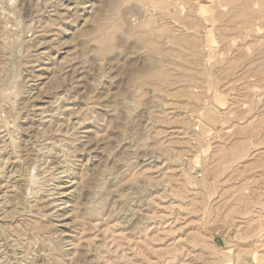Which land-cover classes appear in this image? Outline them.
<instances>
[{
    "label": "rangeland",
    "instance_id": "1",
    "mask_svg": "<svg viewBox=\"0 0 264 264\" xmlns=\"http://www.w3.org/2000/svg\"><path fill=\"white\" fill-rule=\"evenodd\" d=\"M0 6L1 264H264V0Z\"/></svg>",
    "mask_w": 264,
    "mask_h": 264
},
{
    "label": "bare ground",
    "instance_id": "2",
    "mask_svg": "<svg viewBox=\"0 0 264 264\" xmlns=\"http://www.w3.org/2000/svg\"><path fill=\"white\" fill-rule=\"evenodd\" d=\"M68 1H69V0H68ZM80 1H81V0H80ZM107 1H108V0H107ZM51 4H52V3H51ZM49 5H50V4H49ZM52 5H53V4H52ZM82 5H83V4H82ZM1 7H2V6H0V14L3 12V13H4V16H5V12L1 10V9H2ZM3 10H4V9H3ZM15 10H16V9H15ZM1 11H2V12H1ZM9 11H10V10H9ZM27 11H28V10H27ZM8 13H9V12H8ZM8 13H6V14H8ZM9 14H10V13H9ZM1 16H2V15H0V17H1ZM58 16H59V15H58ZM5 17H6V16H5ZM10 17H11V15H10ZM1 18H3V16H2ZM3 19H4V18H3ZM7 19H8V18H6V20H7ZM93 19H95V18H93ZM6 20H5V21H6ZM96 21H98V20L96 19ZM96 21H94V22H96ZM13 22H14V21H13ZM0 23H1V22H0ZM3 23H4V21H3ZM3 23H2V24H3ZM24 23H25V22H24ZM11 24H12V23H11ZM3 25H4V24H3ZM7 25H8V24H7ZM46 25H47V24H46ZM5 26H6V25H5ZM0 27H1V29H2V27H4V26L1 25ZM92 27H93V26H92ZM96 27H97V25H96ZM13 28H14V27H13ZM15 28H16V27H15ZM39 28H40V27H39ZM93 28H94V27H93ZM25 29H26V28H25ZM96 29L98 30V28H96ZM4 30H6V29H4ZM4 30L2 29V32H4ZM11 30H12V29H11ZM13 30H14V29H13ZM0 31H1V30H0ZM31 32H32V31H31ZM43 32H44V31H43ZM46 32H47V31H46ZM12 33H13V31H12ZM12 33H11V34H12ZM0 34H2V33H0ZM5 34H6V33L4 32V35H5ZM43 34H44V33H43ZM75 35H76V34H75ZM75 35H74V36H75ZM80 35H82V34H80ZM5 36H6V35H5ZM1 38H2V37H1ZM1 38H0V39H1ZM3 38L5 39V37H3ZM54 38H55V37H54ZM6 39L9 40V38H7V37H6ZM6 39H5V40H6ZM23 39H24V38H23ZM1 40H2V39H1ZM13 40H14V39H13ZM44 40H45V39H44ZM48 40H49V39H48ZM2 41H3V40H2ZM2 41H0V42H2ZM31 41H32V40H31ZM22 42H23V41H22ZM28 42H29V41H28ZM41 42H43V41H41ZM41 42H40V44H41ZM50 42H51V41H50ZM50 42H49V43H50ZM61 42H62V41H61ZM1 44L3 45L4 43L2 42ZM9 44H10V41H9ZM4 45H5V44H4ZM61 45H63V44L61 43ZM0 46H1V45H0ZM49 46H51V45H49ZM2 47H3V46H2ZM7 47H8V45H7ZM8 48H10V47H8ZM22 48H23V47H22ZM6 49H7V48H6ZM7 50H8V49H7ZM9 51H10V50H9ZM23 51H24V50H23ZM44 51H45V50H44ZM0 53H1V52H0ZM45 53H46V52H45ZM65 53H66V52H65ZM5 54H6V53H5ZM5 54H3V52L0 54V66H2V67L5 66V65H4V66L1 65V62L4 61V60H6V57H4ZM6 55H7V54H6ZM35 57H36V56H35ZM38 58H39V57H38ZM62 59L64 60V58H62ZM9 60H10V59H9ZM60 61H61V60H60ZM20 62H21V60H20ZM22 62H23V61H22ZM22 62H21V63H22ZM43 62H44V61H43ZM4 63H5V61H4ZM8 63H9V62H8ZM19 64H20V63H19ZM68 64H69V63H68ZM20 65H21V64H20ZM22 65H23V64H22ZM24 65H25V63H24ZM26 65H27V64H26ZM58 65H59V64H58ZM14 66H15V65H14ZM18 66H19V65H18ZM18 66H17V67H18ZM59 66H60V65H59ZM61 66H62V65H61ZM77 66H78V65H77ZM20 67H22V66H20ZM20 67H19V68H20ZM6 68L8 69V66H7ZM6 68H5V69L3 68V70H2V68H1V70L3 71L2 74H4V72H6V71H5ZM64 68H65V67H64ZM69 68H70V67H69ZM76 68H77V67H76ZM17 69H18V68H17ZM17 69H16V71H17ZM45 69H46V68H45ZM45 69H44V67H42V69H41L40 71H44ZM1 70H0V73H1ZM27 70H28V69H27ZM60 70H61V69H60ZM52 71H53V69H52ZM54 71H55V70H54ZM57 71H58V70H57ZM61 71H62V70H61ZM66 71H67V70H66ZM80 71H81V70H80ZM7 72H8V71H7ZM23 72H24V71H23ZM47 72H48V71H47ZM20 73H22V72H20ZM13 74H14V73H13ZM64 74H66V73H64ZM70 74H71V73H70ZM18 75H19V74H18ZM39 75H40V74H39ZM56 75H57V73H56ZM62 75H63V74H62ZM13 76H14V75H13ZM16 76H17V75H16ZM64 76H65V75H64ZM18 77L20 78V76H18ZM28 77H29V76H28ZM68 77H70V76L68 75ZM2 78L5 79L3 76H2ZM22 78H23V77H22ZM22 78H21V79H22ZM36 78H38V77H36ZM54 78L58 80V78H56V77H54ZM3 79H2V81H3ZM10 79H11V78H10ZM52 79H53V78H52ZM75 79H76V78H75ZM17 80H18V79H17ZM23 80H24V79H23ZM59 80H60V78H59ZM70 80H71V78H70ZM2 81H1V82H2ZM54 81H55V80H54ZM13 82H15L14 79H13ZM58 82H59V81H58ZM64 82H65V81H64ZM21 83H22V82H21ZM53 83H54V82H53ZM53 83H52V84H53ZM55 83H56V82H55ZM80 83H81V82H80ZM58 84H59V83H58ZM74 84H75V83H74ZM13 85H15V84L13 83ZM61 86H62V85H61ZM37 87H38V86H37ZM8 88H9V87H8ZM54 89H55V88H54ZM64 89H65V88H64ZM9 90H10V89H9ZM9 90H7V91H8L7 93L10 92ZM23 90H24V89H23ZM29 90H30V89H29ZM48 90H49V89H48ZM4 91H5V90H4ZM44 91H45V90H44ZM73 91H74V90H73ZM5 92H6V91H5ZM5 92H4V93H5ZM24 92H25V91H24ZM46 92H47V91H46ZM80 92H81V91H80ZM7 93H5V96L8 95ZM30 93H31V92H30ZM44 93H45V92H44ZM78 93H79V92H78ZM9 94L12 96V97H10V98H11V101H12V99H14V101H15V97H17V96L20 94V89H19V88H14V90H12ZM1 95H3V94H1ZM21 95H22V92H21ZM21 95H20V96H21ZM64 95H65V94H64ZM3 96H4V95H3ZM31 96H32V95H31ZM33 96H34V95H33ZM56 97H57V96H56ZM58 97H59V96H58ZM58 97H57V99H58ZM61 97H63V96H61ZM76 97H77V95H76ZM80 97H81V96H80ZM2 98H3V97H2ZM5 98H6V97H5ZM7 98H8V97H7ZM72 98H73V97H72ZM26 99H27V98H26ZM54 99H55V98H54ZM6 100H7V99H6ZM58 100H59V99H58ZM58 100H57V101H58ZM62 100L65 101L64 98H63ZM70 100H71V99H70ZM16 101H19V100H16ZM49 101H50V100H49ZM51 101H52V100H51ZM4 102H5V101H4ZM9 102H10V99H9ZM25 102H26V101H25ZM47 102H48V101H47ZM47 102H46V103H47ZM55 102H56V101H55ZM74 102H75V101H74ZM21 103H22V102H21ZM0 104H1V102H0ZM1 105H2V104H1ZM19 106H20V105H19ZM65 106H66V105H65ZM85 106H86V105H85ZM5 107H6V106H5ZM40 107H41V106H40ZM43 107H45V106H43ZM63 107H64V106H63ZM74 107H75V106H74ZM82 107H83V106H82ZM82 107H81V108H82ZM1 108H2V107H1ZM18 108H19V107H18ZM20 108L22 109V107H20ZM56 108H57V107H56ZM59 108H60V107H59ZM76 108H77V107H76ZM81 108H80V109H81ZM83 108H84V107H83ZM5 109H6V108H5ZM21 109H20V110H21ZM64 109H65V108H64ZM66 109H68V108H66ZM17 110H18V109H17ZM20 110H18V111H20ZM31 110H32V109H31ZM44 110H45V109H44ZM86 110H87V109H86ZM2 111H3V110H2ZM7 111H9V110H5V113L8 114ZM48 111H49V110H48ZM48 111H47V112H48ZM65 111H66V110H65ZM73 111H74V110H73ZM77 111H79V110H77ZM53 112H54V111H53ZM79 112H80V111H79ZM12 113H14V112L12 111ZM83 113H84V112H83ZM14 114H15V113H14ZM35 114H36V113H35ZM44 114H45V113H44ZM57 114H58V113H57ZM80 114H81V113H80ZM5 115H6V114H5ZM15 115H16V114H15ZM25 115H26V114H25ZM28 115H29V114H28ZM28 115H27V116H28ZM49 115H50V114H49ZM3 116H4V115H3ZM16 116H17V115H16ZM16 116H15V117H16ZM53 116H54V115H53ZM59 116H60V115H59ZM71 116H72V115H71ZM80 116H81V115H80ZM37 117H38V116H37ZM40 117H41V115H40ZM57 117H58V116H57ZM66 117H67V116H66ZM6 118H8V115L6 116ZM63 118H64V117H63ZM72 118H73V117H72ZM1 119H2V117H1ZM4 119H5V118H4ZM45 120H46V119H45ZM76 120H78V119H76ZM80 120H81V119H80ZM7 121H8V120H7ZM43 121H44V119H43ZM50 121H51V118H50ZM53 122H55V121H53ZM71 122H72V121H71ZM4 123H5V122H4ZM8 123H9V124H12L11 122H8ZM19 123H20V122H19ZM65 123H66V122H65ZM67 123H68V121H67ZM78 123H79V122H78ZM0 124H1V123H0ZM40 124H41V123H40ZM50 124H51V123H50ZM50 124H49V125H50ZM74 124H76V123H74ZM49 125H48V126H49ZM62 125H63V124H62ZM66 125H67V124H66ZM0 126H1V125H0ZM12 126H15V125H12ZM21 126H22V125H21ZM30 126H31V125H30ZM35 126H36V125H35ZM56 126H57V125H56ZM56 126H55V127H56ZM76 126H77V125H76ZM33 127H34V126H33ZM52 127H53V126H52ZM63 127H64V126H63ZM73 127H74V125H73ZM0 128H1V127H0ZM7 128H8V127H7ZM22 128H23V127H22ZM40 128H41V127H40ZM56 128H60V126H59V127L57 126ZM69 128H70V127H69ZM71 128H72V127H71ZM10 129H11V128H10ZM10 129H9V130H10ZM12 129H13V128H12ZM12 129H11V131H12ZM37 129H38V128H37ZM65 129H66V128H65ZM72 129H73V128H72ZM52 130H53V129H52ZM52 130H51V131H52ZM54 130H55V129H54ZM54 130H53V131H54ZM0 131H1V129H0ZM23 131H24V130H23ZM40 131H43V130H40ZM40 131H39V132H40ZM25 132H26V131H25ZM37 132H38V131H37ZM43 132H44V131H43ZM43 132H42V134H43ZM66 132H67V131H66ZM44 133H45V132H44ZM46 133H47V132H46ZM12 135H13V134H12ZM32 135H33V134H32ZM35 135H36V134H35ZM43 135H44V134H43ZM65 135H66V134H65ZM68 136H69V135H68ZM5 137H6V136H5ZM11 137H12V136H11ZM14 137L16 138L17 136L15 135ZM12 138H13V137H12ZM15 138H14V139H10L8 142H5V143H3V144H2V142H1V144H0V145H1V147H0V154H1V151H3L5 147L7 148V146L11 148L10 151H11L12 153L17 152L16 149H17V147L19 148V144L16 143L17 141H15V140H16ZM17 138H18V137H17ZM35 139H36V138H35ZM39 139H40V138H39ZM41 139H42V138H41ZM41 139H40V140H41ZM72 139H75V138H72ZM36 141H37V140H36ZM60 141H61V140H60ZM70 141H71V140H70ZM72 141H73V140H72ZM72 141H71V143H72ZM25 142H26V141H25ZM53 142H54V141H53ZM22 143H23V142H22ZM24 144H25V143H24ZM72 144H73V143H72ZM63 146H64V145H63ZM84 147H85V146H84ZM63 148H64V147H63ZM63 148H62V149H63ZM7 149H8V148H7ZM20 149H21V147H20ZM20 149H19V151H20ZM45 149H46V148H45ZM60 149H61V148H60ZM26 150L28 151V148H27ZM48 150H49V149H48ZM58 150H59V149H58ZM63 150H64V149H63ZM68 151H69V150H68ZM11 152H10V153H11ZM25 152H26V151H25ZM65 152H67V151H65ZM5 153H6V152H5ZM28 153L30 154V152H28ZM60 153H61V152H60ZM70 153H71V152H70ZM8 154H9V152H8ZM14 154H15V153H14ZM16 154H19V152L16 153ZM20 154H21V153H20ZM27 155H28V154H27ZM50 155H51V154H50ZM11 156H12V155H11ZM17 156H18V155H17ZM25 156H26V155H25ZM18 157H19V156H18ZM28 157H30V156H28ZM13 158L15 159V157H13ZM68 158H69V157H68ZM16 159H17V158H16ZM19 159H21V158H19ZM6 160H7V159H6ZM21 160H22V159H21ZM24 160H25V159H24ZM27 160H28V159H27ZM65 160H66V159H65ZM19 161H20V160H19ZM28 162H29V161H28ZM86 162H87V161H86ZM0 163H1V161H0ZM24 163H25V161H24ZM30 163H31V162H30ZM19 164H20V163H19ZM28 164H29V163H28ZM15 165H16V164H15ZM48 165H49V164H48ZM51 165H52V164H51ZM55 165H56V164H55ZM58 165L60 166V163H58ZM2 166H3V165H2ZM25 166H26V164H25ZM56 166H57V165H56ZM3 167H4V166H3ZM47 167H48V166H47ZM52 167H53V166H52ZM18 168H19V167H17L16 169H18ZM53 168H55V167H53ZM53 168H51V169H53ZM16 169H15V170H16ZM30 169H31V168H30ZM30 169H28V170H30ZM51 169H50V170H51ZM63 170H64V169H63ZM0 171H2V170L0 169ZM20 171H21V170H20ZM20 171H19V172H20ZM22 171H23V170H22ZM68 171H69V170H68ZM31 172H32V171H31ZM50 172H51V171H50ZM53 172H54V171H53ZM61 172H62V171H61ZM73 172H74V171H73ZM8 173H9V172H8ZM13 173H14V172H13ZM15 173H16V172H15ZM17 174H18V173H17ZM63 174H64V173H63ZM10 175H14V174H10ZM60 175H62V174H60ZM18 176H19V175H18ZM66 176H67V175H66ZM77 176H78V175H77ZM11 177H12V176H11ZM22 177H23V178H22ZM22 177L19 178V180H20V181H24V182H25V185H28L27 183L30 182V179H31L29 171H28V174H27V175H26V173H25V178H24V175H22ZM52 177H53V176H52ZM73 177H74V176H73ZM9 178H10V176H9ZM14 178H15V177H14ZM17 178H18V177H17ZM50 178H51V177H50ZM57 178H58V177H57ZM81 178H82V177H81ZM68 179H69V178H68ZM70 179H71V178H70ZM84 179H85V178H84ZM0 180H1V179H0ZM10 180H11V179H10ZM72 180H73V179H72ZM85 180H86V179H85ZM88 180H89V179H88ZM88 180H87L86 182H88ZM4 181H5V180H4ZM33 181H34V180H33ZM82 181H83V180H81V181L78 182V180H77V182L75 183L74 188L79 189V187H80L79 190H82L83 187L86 186V185L88 184V183H86V185H85V182H83V184H82ZM14 182H15V181H14ZM16 182H17V181H16ZM26 182H27V183H26ZM71 182L73 183V181L70 180L68 184H70ZM18 183H19V182H18ZM32 183H33V182H32ZM35 183H36V182H35ZM63 183H64V182H63ZM3 184H4V183H3ZM22 184H23V183H22ZM68 184H67V185H68ZM5 185H6V184H5ZM59 185H60V184H59ZM82 185H84V186L82 187ZM88 185H89V184H88ZM88 185H87V186H88ZM21 186H24V185H21ZM72 186H73V185H69V188L72 187ZM0 187H1V184H0ZM11 187H13V185H12ZM29 187H30V186H29ZM31 187H32V185H31ZM54 187H55V186H54ZM59 187H60V186H59ZM61 187H63V185H62ZM13 188H14L13 191L15 192V195L17 194V197H18V193H19V192H21V194H23L24 191H26V192L28 191V192H29V197H30V195H31L32 197H34V199L32 198L33 200H35V199H36L35 201H38V200H39V198H35V197H37V193L39 192V191H37V190H39V189H37L38 187L36 188V191H35V190L33 191V190H32L33 188H31V189H29V188H28V189H25V186H24V188L22 189V188L20 187L19 184H15ZM42 188H43V187H42ZM69 188H66V189L63 190L62 194H64V196L71 195V193L73 192L72 190H71V191H66V190H70ZM84 188H86V187H84ZM34 189H35V188H34ZM76 189H75V190H76ZM57 190H58V189H57ZM13 191H12V192H13ZM50 191H51V190H50ZM8 192H9V191H8ZM60 192H61V191H60ZM78 193H79V192H78ZM60 194H61V193H60ZM62 194H61V195H62ZM4 195H5V193H4ZM39 195H40V194H39ZM47 195H48V194H47ZM72 195H73V194H72ZM78 195H79V194H78ZM9 196H10V195H9ZM13 196H14V195H13ZM22 196H23V195H22ZM43 196H44V195H43ZM73 196H74V195H73ZM75 196H76V195H75ZM15 197H16V196H15ZM19 197H20V195H19ZM19 197H18V199H19ZM79 197H81V196H79ZM76 198H77V197H76ZM21 199H24V198L22 197V198H20V200H21ZM15 200H16V199H15ZM29 200H30V199H29ZM33 200H32V201H33ZM40 200H41V199H40ZM42 200H43V199H42ZM2 201H3V200L1 199V202H2ZM6 201H8V200H6ZM6 201H4V202H6ZM11 201H12V200H11ZM16 201H17V200H16ZM54 201H55V200H54ZM54 201H53V202H54ZM75 201H76V200H75ZM1 202H0V203H1ZM18 202H19V201H18ZM18 202H17V204H18ZM25 202H26V199H25L24 203H25ZM27 202H28V201H27ZM11 203H12V202H11ZM19 203H20V202H19ZM24 203L21 202L22 206H23ZM29 203H30V202H29ZM29 203H25V204H28L27 206L30 207V209L26 208L27 206H26V207H25V206H24V207H19V208L16 206L17 208H13L12 210H9V209H8L9 211L6 212V213H5V211H4V213H3V214H4V215H3V218H4V217H9V216H10V218H11V216H12V218H14V217L17 216V215H18V216L25 215V214L27 213V212L25 213V211H28V212H29V211H31V208L33 209L32 204H31V203L29 204ZM36 203H40V202H36ZM36 203H35V204H36ZM50 203H51V202H50ZM63 203L65 204V203H67V201H65V202H63ZM73 203H74V202H73ZM79 203H80V202H79ZM8 204H10V203H8ZM15 204H16V203H15ZM17 204H16V205H17ZM35 204H34V205H35ZM54 204H55V203H54ZM54 204H53V205H54ZM1 205H2V204H1ZM5 205H6V204H5ZM39 205H40V204H39ZM46 205H47V204H46ZM46 205H45V206H46ZM76 205H77V204H76ZM79 205H80V204H79ZM9 206H10V205H9ZM18 206H19V205H18ZM41 206H42V205H41ZM51 206H52V205H51ZM54 206H55V205H54ZM56 206H59V204H56ZM80 206H81V205H80ZM1 207H3V206H1ZM1 207H0V208H1ZM38 207H39V206H38ZM46 207H47V206H46ZM48 207H49V206H48ZM60 207H61V206L56 207V208L62 209V208H60ZM64 207H65V206H64ZM34 208H36V207H34ZM37 209H39V208H37ZM37 209H35V210H37ZM39 210H40V209H39ZM64 210H65V209H64ZM0 211L2 212V210H0ZM40 211H41V210H40ZM36 212H37V211H36ZM64 212H65V211H64ZM32 213H33V212H31V214H32ZM43 213H44V212H43ZM43 213H42V212H39V213H38V214H40L39 216H40L41 218H45L46 216H48V215L43 214ZM48 213H49V212H48ZM57 214H58V213H57ZM0 215H1V214H0ZM53 215H54V214H53ZM62 215H63V214H62ZM64 215H65V214H64ZM64 215H63V216H64ZM44 216H45V217H44ZM57 216H58V215H57ZM63 216H62V217H63ZM23 217H24V216H23ZM47 218H48V217H47ZM63 218H64V217H63ZM67 218H68V217H67ZM7 219H8V218H7ZM22 219H24L25 221H26V220H29V221H27V223H28V224H31V223H29V222H30V219H25V218H22ZM38 219H39V218H38ZM59 219H60V218H59ZM57 220H58V219H57ZM1 221H2V220H1ZM22 221H23V220H22ZM25 221H24V224L26 225L27 223H25ZM18 224H19V221H18ZM22 224H23V222H22ZM35 224H36V223H35ZM61 224H62V223H61ZM65 224H66V223H65ZM15 225H16V224H15ZM25 225H24V226H25ZM32 225H34V223H33ZM43 225H44V224H43ZM43 225H41V224H40L39 226H35V225H34L33 227L38 228V229H43ZM18 226H19V225H18ZM22 226H23V225H22ZM29 226H30V225H29ZM46 226H47V225H46ZM0 227H1V226H0ZM8 227L11 228L12 226H8ZM14 227H15V226H14ZM25 227H26V226H25ZM4 228H5V226H4ZM4 228H2V229H4ZM17 228H18V227H17ZM19 228H20V227H19ZM23 228H24V227H23ZM29 228H30V227H29ZM29 228H27V229H29ZM45 228H46V227H45ZM5 229H6V228H5ZM12 229H13V227H12ZM21 229H22V228H21ZM27 229H26V230H27ZM7 230H8V229H7ZM9 230H10V229H9ZM16 230H17V229H16ZM16 230H14V231H16ZM22 230H23V229H22ZM24 230H25V229H24ZM24 230H23V231H24ZM26 230H25L24 232H26ZM32 230H33V229H32V227H31V230H30V231H32ZM0 231H2V230H0ZM28 231H29V230H28ZM30 231H29V233H30ZM35 231H36V230H34V232H35ZM61 231H62V230H61ZM5 232H6V230H5ZM10 232H11V231H10ZM17 232H18V231H17ZM48 232H49V231H48ZM63 232H64V231H63ZM0 233H1V232H0ZM32 233H33V232H32ZM30 234H31V233H30ZM33 234H36V233H33ZM39 234H40V233H39ZM41 234H42V233H41ZM62 234H63V233H62ZM31 235H32V234H31ZM42 235H44V234H42ZM15 236H18V235L15 234ZM26 236H27V235H26ZM35 236H36V235H35ZM40 236H41V235H40ZM49 236H50V235H49ZM9 237H10V236H9ZM37 237H38V236H37ZM42 237H43V236H42ZM16 238H18V237H16ZM16 238H14V239H16ZM43 238H46V237H43ZM43 238H42V239H43ZM49 238H50V237H49ZM5 239H6V238H5ZM21 239H22V238H21ZM23 239H24V238H23ZM27 239H28V238H27ZM27 239H26V240H27ZM31 239H33V240H31V241L33 242V243H32L33 245L37 243V240H38L37 238H35V237L33 236ZM42 239H41V240H42ZM51 239H52V238H51ZM51 239H49V240L51 241ZM60 239L62 240V238H60ZM8 240H9V239H8ZM46 240H47V239H46ZM46 240H45V241H46ZM3 241H4V240H3ZM3 241H2V242H3ZM18 241H21V240L19 239ZM29 241H30V238H29ZM47 241H48V240H47ZM16 242H17V241H16ZM38 242H39V240H38ZM43 242H44V241H43ZM51 242H53V241H51ZM62 242H63V241H62ZM22 243H23V242H22ZM27 243L29 244V242H27ZM40 243H42V242H40ZM44 243H45V242H44ZM44 243H43V244H44ZM49 243H50V242H49ZM15 244H16V243H15ZM17 244H18V242H17ZM32 244H31V245H32ZM43 244H42V245H43ZM51 244H52V243H51ZM20 245H21V243H20ZM20 245H19V248L22 247V250H23V252H24V253H23V257H22V259H21L22 264H27V261H28V263H29V260L32 258V257H29L30 254H32V251L29 250V249H30L29 246H31V245L26 246V247H23L24 245H22V246H20ZM25 245H26V244H25ZM38 245H41V244H38ZM42 245H41V246H42ZM48 245H49V244H48ZM48 245H47V246H48ZM52 245H54V243H53ZM17 246H18V245H17ZM43 246L46 247L45 244H44ZM49 246H50V245H49ZM55 246H56V245H55ZM55 246H54V247H55ZM10 247H11V246H10ZM31 247H32V246H31ZM50 247H51V246H50ZM54 247H52V248H54ZM56 247H57V246H56ZM1 248H2V247H1ZM13 248H14V247H13ZM16 248H18V247H16ZM31 249H32V248H31ZM48 249H49V248H48ZM59 249H61V248H59ZM41 250H42V249H41ZM50 250H51V249H50ZM54 250H55V249H54ZM34 251H35V250H34ZM45 251H46V250H45ZM45 251H44V253H45ZM48 251H49V250H48ZM56 251H58V250H56ZM19 252H20V251H19ZM37 252H38V251H37ZM46 252H47V251H46ZM9 253H10V251H9ZM16 253H17V252H16ZM40 253H41V251H40ZM45 254L47 255V253H45ZM45 254H44V255H45ZM49 254H50V253H49ZM54 254H55V252H54ZM52 255H53V254H52ZM63 255H64V253H63ZM48 256H49V255H48ZM18 257H19V256H18ZM52 257H53V256H52ZM54 257H55V256H54ZM47 258H48V257H47ZM58 258H59V257H57V259H58ZM33 259H35V258H33ZM33 259H32V260H33ZM53 259H54V258H53ZM19 260H20V259H19ZM48 260H49V258H48ZM59 260H60V259H59ZM1 261H2V260H1ZM11 261H12V260H11ZM30 262H31V261H30ZM49 262H50V261H49ZM54 262H55V261H54ZM15 263H16V262H15ZM32 263H33V262H32ZM41 263H42V262H41ZM0 264H1V263H0ZM6 264H7V263H6ZM19 264H20V263H19ZM42 264H43V263H42Z\"/></svg>",
    "mask_w": 264,
    "mask_h": 264
}]
</instances>
